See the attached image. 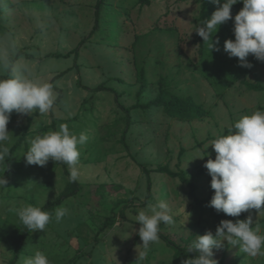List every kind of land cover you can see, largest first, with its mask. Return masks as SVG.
Segmentation results:
<instances>
[{
	"label": "rangeland",
	"instance_id": "rangeland-1",
	"mask_svg": "<svg viewBox=\"0 0 264 264\" xmlns=\"http://www.w3.org/2000/svg\"><path fill=\"white\" fill-rule=\"evenodd\" d=\"M216 8L210 0H0V78L17 69L62 96L47 113L10 116L9 155L0 164L8 180L0 188V264H10L16 249L14 264L36 251L49 264H136L144 250L134 217L139 210L151 214L161 201L174 223L160 224L159 242L140 264H182L193 257L187 248L196 236L215 234L221 220L251 214L264 235V211L229 217L208 207L214 190L204 164L215 159L211 142L234 132L242 116L264 111V62L249 55L253 67H240L223 51L224 41L234 40L243 3L213 32L220 51L210 52L193 32ZM161 90L190 99L203 116L180 121L161 106L143 108ZM61 124L88 137L78 145L79 191L57 207L68 210L59 222L55 208L43 232L22 239L16 212L27 204L42 208L69 182L68 165H27L23 157L31 139ZM109 219L113 224L103 228ZM213 251L218 264H264V255L249 256L227 242Z\"/></svg>",
	"mask_w": 264,
	"mask_h": 264
},
{
	"label": "clouds",
	"instance_id": "clouds-1",
	"mask_svg": "<svg viewBox=\"0 0 264 264\" xmlns=\"http://www.w3.org/2000/svg\"><path fill=\"white\" fill-rule=\"evenodd\" d=\"M217 5L209 19L195 24V32L207 43L209 51H220L219 39L213 40V32L221 25L233 19L231 9L237 3L243 8L234 17L233 39L224 41L223 51L229 58H238L240 67H253L247 60L249 55L264 62V0H210ZM56 101L53 86L50 83H35L22 72L13 69L10 78L0 79V164L9 155L6 146L11 133L7 130L13 112L29 115L34 110L41 114L49 112ZM235 131L219 136L211 142L215 159L208 158L204 167L211 177L210 188L214 195L208 207L229 217H239L242 213L257 210L264 211V111H255L242 116L234 123ZM87 135L72 134L67 124H61L58 131H49L37 135L30 141L24 154L27 165L44 167L50 160L68 165L69 179L75 182L79 176L78 145L87 142ZM8 180L0 176V188H6ZM66 208L55 210V219L59 222L66 214ZM151 214L139 210L134 217L140 225L136 233L144 251L139 252L136 264H140L152 243L159 242L160 224L174 223L169 204L161 201L152 206ZM16 215L29 231H44L52 216L40 207L27 204ZM259 227L253 228V218L221 220L215 229L204 235L196 236L187 248L193 257L186 258L182 264H218L214 259V249L221 248L225 242L238 247L249 256L264 255V235H259ZM23 264H49L48 258L40 251L33 257L25 258Z\"/></svg>",
	"mask_w": 264,
	"mask_h": 264
},
{
	"label": "trees",
	"instance_id": "trees-1",
	"mask_svg": "<svg viewBox=\"0 0 264 264\" xmlns=\"http://www.w3.org/2000/svg\"><path fill=\"white\" fill-rule=\"evenodd\" d=\"M99 11H100V1L95 6V13H94L95 19H94L93 30L96 27V24H97V21L99 18ZM72 53L74 54V58L76 59L78 56L77 52L73 51ZM68 55H66V56H68ZM19 56H21L20 53H17L16 56L11 61H15ZM66 56H65V58H67ZM10 72H11V66L7 69V74H9ZM62 74H60V75H62ZM60 75H58V76H60ZM139 76H140V78L143 77L142 71H140ZM5 78H6V76H5ZM0 79H4V78H0ZM102 90H103V88L101 86H99V87H96L95 89H93L92 91L99 92ZM61 98H62L61 93H59L55 103L59 102ZM153 106H161L163 108L164 113L167 114L170 118L177 119L180 121L196 120V119H200L203 116V113L199 109V107H195V105L191 102L190 99L176 98L174 96L169 95V93L164 91V90H161L159 96L156 97L154 100L149 101L146 105L143 106V108H150ZM18 143H20V142H18ZM61 165L64 168V164L61 163ZM65 174L67 175V177L69 179V174L66 171H65ZM78 191H79L78 183L76 181L73 182L69 179V182H68L65 190L54 201L45 204L41 208V210L47 211L50 214H52V212L55 208L59 207L65 200H67L71 197H74L78 193ZM112 224H113V221L111 219H109L103 225V228H107L108 226H110ZM29 232L30 231L25 227L23 229L21 238L23 239ZM16 257H17V249H16L15 254H14V259L10 264H14Z\"/></svg>",
	"mask_w": 264,
	"mask_h": 264
}]
</instances>
